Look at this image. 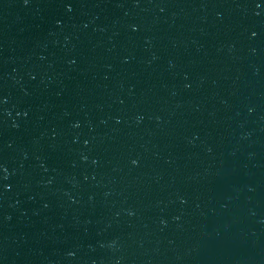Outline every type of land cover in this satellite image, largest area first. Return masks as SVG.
Masks as SVG:
<instances>
[{"label": "water", "instance_id": "water-1", "mask_svg": "<svg viewBox=\"0 0 264 264\" xmlns=\"http://www.w3.org/2000/svg\"><path fill=\"white\" fill-rule=\"evenodd\" d=\"M0 264H264V0H0Z\"/></svg>", "mask_w": 264, "mask_h": 264}]
</instances>
